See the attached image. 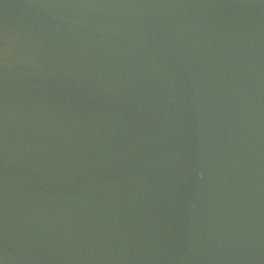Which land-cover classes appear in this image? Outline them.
I'll return each mask as SVG.
<instances>
[{
    "label": "water",
    "instance_id": "95a60500",
    "mask_svg": "<svg viewBox=\"0 0 264 264\" xmlns=\"http://www.w3.org/2000/svg\"><path fill=\"white\" fill-rule=\"evenodd\" d=\"M0 264H264V0H0Z\"/></svg>",
    "mask_w": 264,
    "mask_h": 264
}]
</instances>
